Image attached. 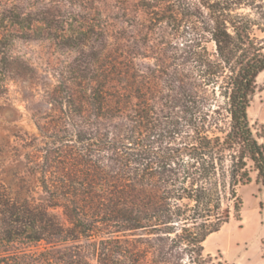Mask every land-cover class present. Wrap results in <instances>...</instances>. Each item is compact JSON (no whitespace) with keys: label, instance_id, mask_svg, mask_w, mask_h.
Here are the masks:
<instances>
[{"label":"trees","instance_id":"1","mask_svg":"<svg viewBox=\"0 0 264 264\" xmlns=\"http://www.w3.org/2000/svg\"><path fill=\"white\" fill-rule=\"evenodd\" d=\"M92 12L105 18L80 17ZM114 13H134L123 24L147 41L171 28L190 66L165 80L139 71L137 38L114 34ZM96 25L105 54L74 63L27 154L42 198L0 182V264H91L85 243L97 264H142L149 254L152 264H229L206 256L204 243L239 219L249 168L264 190V127L254 134L248 114L264 72V0H4L0 94L32 71L10 55L14 39L60 28L73 32L62 36L67 47L84 45ZM128 233L151 244L133 248Z\"/></svg>","mask_w":264,"mask_h":264},{"label":"rangeland","instance_id":"2","mask_svg":"<svg viewBox=\"0 0 264 264\" xmlns=\"http://www.w3.org/2000/svg\"><path fill=\"white\" fill-rule=\"evenodd\" d=\"M3 1L0 0V4ZM133 16L134 13H129L127 17L121 13H114L111 18L116 20L120 27L114 32L115 35L129 39L131 44L134 37L137 38L133 46L136 53L135 63L139 71L154 72L165 80L176 71L180 72L190 66L186 63L181 50L182 43L185 42L183 37H173L171 28H162L152 34L151 41L140 39L143 31L123 24L124 20ZM80 17L100 22L105 15L92 12L90 15L81 14ZM97 25L93 29L85 30L92 38L84 45L74 44L67 47L62 36L73 32L60 28L53 31V37L32 40L16 38L11 42L10 55L23 60L32 70L25 78L17 76L9 78L6 82L7 91L0 94V182L6 184L20 198L36 201L42 198L27 154L42 141L37 124H43L55 117L53 98L63 90L55 92V89L61 82L73 76L74 63L86 60L97 62L105 54L102 31ZM207 46L210 51L214 50L212 43H208ZM248 114L254 134H259L264 127V72L257 78V90ZM249 171L251 182L237 187V194L242 201L239 219L232 216L228 224L219 232L210 235L204 243V254L210 255L214 262L222 261L229 264L264 262V190L256 183V173L250 168ZM52 212L58 214L62 222L69 226L61 211ZM121 238L128 240L133 248L140 246L147 248L151 244L149 238L140 233H128ZM85 244L86 254L91 258L90 263L97 264L92 247ZM163 249L167 250V247ZM176 255L173 254V259ZM142 264H152V255L149 254Z\"/></svg>","mask_w":264,"mask_h":264}]
</instances>
